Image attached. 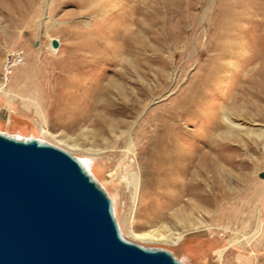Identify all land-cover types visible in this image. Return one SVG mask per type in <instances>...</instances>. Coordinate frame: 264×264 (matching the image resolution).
Segmentation results:
<instances>
[{
  "label": "rangeland",
  "instance_id": "374dc122",
  "mask_svg": "<svg viewBox=\"0 0 264 264\" xmlns=\"http://www.w3.org/2000/svg\"><path fill=\"white\" fill-rule=\"evenodd\" d=\"M122 1L0 0V132L41 139L89 159L118 229L130 242L168 251L185 264H264L263 65L260 60L252 68L236 66L231 72L238 71V77L226 72L224 81L218 78L204 92L196 84L214 66L221 48L264 54V0H249L257 12L237 20L223 12L234 6L241 10V0H139L144 14L130 12L133 2L127 12L121 10ZM106 48L109 61L96 58L85 65L79 60L83 49L98 53ZM236 79V87L227 88L225 83ZM195 94L201 100L198 112L187 108L192 114L176 122L191 149L210 150L198 133L205 129L208 111L219 105L226 112L238 109L232 121L239 129L223 125L217 131L221 146L215 187L207 184L208 193L183 195L180 205L164 208L165 200L153 202L163 193H150L158 177L145 179L148 191L140 192L134 156L143 153L156 130L171 127L164 117L175 113L178 102ZM88 104L100 111L81 123L79 113ZM224 131H233L227 140L221 138ZM63 137L76 147L63 144ZM134 174L138 180L132 187ZM150 232L163 237L146 241L139 236Z\"/></svg>",
  "mask_w": 264,
  "mask_h": 264
},
{
  "label": "water",
  "instance_id": "95a60500",
  "mask_svg": "<svg viewBox=\"0 0 264 264\" xmlns=\"http://www.w3.org/2000/svg\"><path fill=\"white\" fill-rule=\"evenodd\" d=\"M0 264L182 263L124 239L108 196L72 155L0 134Z\"/></svg>",
  "mask_w": 264,
  "mask_h": 264
},
{
  "label": "bare ground",
  "instance_id": "6f19581e",
  "mask_svg": "<svg viewBox=\"0 0 264 264\" xmlns=\"http://www.w3.org/2000/svg\"><path fill=\"white\" fill-rule=\"evenodd\" d=\"M130 2L134 3L132 8L129 6ZM139 2H140L139 0H123L122 3L120 4L121 10H125L127 12L126 9H127V7H129V8H131L130 12L141 14V13H143L142 10H141V6L142 5L139 6ZM141 2H143V1H141ZM247 2H249V0H241L240 1V5L242 7L241 10H239V11L235 10V8H237V7L234 6L232 9H228V12H223V15L224 16L227 15V17H231L232 19L237 20V19L242 18L244 16L245 17H249L251 14L257 12V10L254 9L252 6H250ZM103 8L101 7V9H103ZM104 10H106V9H104ZM224 16H223V18H224ZM124 18H126V16ZM114 19H116V18H114ZM122 24H123V22H122ZM127 24H128V22H127ZM109 25H110V23H109ZM123 28H124V26H123ZM226 28H228V25H226ZM112 30H116V29H112ZM124 30H125V28H124ZM104 33H106V32H104ZM120 37H122V35H120ZM97 41H98V39H97ZM54 49H56V48H54ZM236 49H229L227 47H224V48H221L220 51H218L219 53L217 54V56L214 55V58H215L213 60L215 62L214 66L212 68H208V70H205L204 73L198 78V81H199L198 83L199 84L196 83L197 87L199 86V88H200V90L198 89L199 91L197 90L198 92H204V90H205L204 88L209 87V85L212 86L214 84H218L219 81H220V80H218V78L222 79L223 77H225L224 75L226 74V72H230V78L231 77L232 78L238 77V71L237 72H231V71H233V69H235L234 67L239 66V65H241L243 63H245L248 67L252 68V66L255 63H257L258 61L261 60V64L263 65V68H264V54L256 55L255 53H253V50L249 49V48H246V49L240 48V49H237V50ZM112 50H113V48H112ZM108 51H109V49H108ZM113 51H111V52H113ZM100 52L97 53L95 50L83 49L80 52L81 54H79V60L81 59L80 60L81 63H83L85 65L94 62L93 59H96V58H97L96 60H98V61H101V60L104 61V62L109 61L108 58H109V54H111V53H109L110 51L107 52V48H106V51H103L101 53ZM96 64H98V63H96ZM80 65H82V64H80ZM82 66H84V65H82ZM234 71H236V69ZM7 74H8V71H6V74L4 76V84H6L7 81H8L7 80ZM261 74H263V73H261ZM233 82H235V81L232 80V81L226 82L225 84H227V88L228 87L229 88L230 87H236V85L239 83V81L237 79H236L235 83H233ZM224 88H225V86H224ZM96 89L98 90V88H96ZM102 89H104L103 86H102ZM91 91L92 90H90V92ZM0 92H1V88H0ZM87 92H89V90ZM99 94H101V93H99ZM92 95H91V97H92ZM197 95L195 94V97L194 96L190 97L188 95L189 97L186 96L187 97L186 99L183 98L182 100H180V102H178L179 104L176 107L177 110H175V113H173V114H176V113L177 114L176 115L172 114V115H168V116L164 117V120L170 122L171 127L164 128L163 130H160V131L156 130L155 135L153 136V138L151 137L150 141H147L146 143H144V145L142 147L143 153H140L138 156H134V158L136 159L137 167L139 169V180L141 179L140 181H142L141 182L142 186L140 188V192L141 193H147V191H148L147 185H145V183H146L145 179H147L148 182H149V181H153L154 178L158 177V179L156 178L157 181H155V183H154V185L152 187L153 188V192H150V193H163L162 195L158 196V198L156 197L155 199H153V202H158V200H160V201L161 200L162 201L165 200L166 201V205L164 206V208H167V207L171 208V207H174L175 205H180V198L183 195H188V196L194 195L193 197H199L200 193H208L207 192V187H208L207 184L211 183L212 186L214 185V187H215V185L217 184V178L219 177L217 175V173L219 172V170H218V168H219L218 162H219V159H220L218 151H219V148L221 146V145H219V142H218V138H220V136L218 137L217 131L221 127H223V125H226L227 128H229L230 130H233L234 132H235V130L239 129V124L234 123V121H232V120H234L232 117H236L237 116V118H238V116H239L238 114L239 113L236 112V110H238V109H236L235 106H232L226 112L225 109L220 107V105H219L217 108H212L210 112L208 111L207 116H205V119L202 122V123H204V122L206 123L205 129L198 133L199 137L202 138L203 142L205 143V145L210 150L208 152H200V150L191 149L189 147L188 143L186 142V139H185V135L186 134H185V132L181 131L182 129L179 130V127L176 125V122L178 121V119L179 120L180 119H184L185 117H188L189 115L192 114L190 111L186 110L187 108L191 107L192 108L191 109L192 112H194V111L198 112V105H199L198 101L200 100V98L198 100L199 96H197ZM220 96H221V94H220ZM91 97H90V99H92ZM221 98L224 99V100L226 99L224 96H221ZM96 99H98V98H96ZM85 101H86V99H85ZM87 102L88 101H86V103ZM90 102H92V101H89V103ZM105 104L106 105H104V103H103V105H104L103 107L104 108H102V109L108 110L109 104H107V103H105ZM89 105L90 104H88V106ZM88 106L86 107L87 109H86L85 113H83V114L79 113V114H81L80 119L78 118L79 121L88 119L89 117L92 116V112L96 113L100 109V106L97 107V109H96V107L94 108V105L89 106V107ZM112 107H110V108H112ZM102 114H104V111H102ZM76 116L77 115H75V118H76ZM70 118H72V117H70ZM72 119H74V118H72ZM38 121H39V125L42 126L44 128V130H45V132H43V134L45 136L49 135V134H47L48 127H47V124H46V118L44 117V115L42 113L39 114V120ZM101 121H104V120H101ZM158 122H156V123L158 124ZM81 123H83V122H81ZM93 123H95V121ZM97 126H98V124H97ZM147 129H144L142 131V133L144 135L146 134V130ZM233 131H231V132H233ZM231 132H229V133L227 132L228 135ZM0 134L5 135V136H7V137H9L11 139L18 140V141L35 140V141H39L40 143H46V144L52 145V144H50V143H48L46 141H43L41 139H36V138H33V137H21V136H16V135H8V134L2 133V132H0ZM222 134H223V132H222ZM228 135H226L225 131H224V135L223 136L221 135V138L226 139V136H228ZM186 137L188 138V136H186ZM51 138L53 140H55L56 136H54L52 134ZM63 138L65 139V140H63V144H66V146L69 145L71 147H76L75 143L72 142L73 140L71 141L69 139L71 137H69V138L63 137ZM60 142H62V141H60ZM52 146H54V145H52ZM54 147H56V146H54ZM59 149H61V148H59ZM61 150H63V149H61ZM63 151H65V150H63ZM66 153H68V152H66ZM68 154H70V153H68ZM70 155H72V154H70ZM72 156L77 159V161L80 163V165L87 171V173L98 184V186L100 188H102L100 186V184L98 183V181L91 174L92 169H91V165H90L89 159H85V158H80L79 159L78 157H75L74 155H72ZM131 179L133 181L132 182L133 183L132 187H134L136 185V181L138 180V177L134 174V175H132ZM194 193H196V194H194ZM186 205L189 206L190 202H187V203L184 204V206H186ZM173 214H175V213H173ZM177 214H179V212H177ZM113 215H114V212H113ZM179 216L180 215H178L177 218H179ZM188 221H189V219H188ZM121 235H122V237L124 239H126L122 233H121ZM139 236L141 238H143L144 240H146V241L160 240L159 238L163 237L160 233H157V232H150V233H146V234L143 233L142 235H139ZM127 241H129V240H127ZM152 249H155V248H152ZM219 255H221V254L219 253ZM219 257H221V256H219ZM174 258L177 259L180 263L185 264L184 262L179 260L177 257H174ZM237 259L240 260L241 257L237 256Z\"/></svg>",
  "mask_w": 264,
  "mask_h": 264
}]
</instances>
